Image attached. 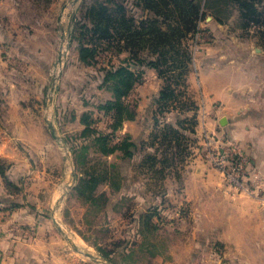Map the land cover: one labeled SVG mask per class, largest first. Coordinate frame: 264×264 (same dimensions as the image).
I'll list each match as a JSON object with an SVG mask.
<instances>
[{
	"label": "rangeland",
	"instance_id": "374dc122",
	"mask_svg": "<svg viewBox=\"0 0 264 264\" xmlns=\"http://www.w3.org/2000/svg\"><path fill=\"white\" fill-rule=\"evenodd\" d=\"M167 1L171 5L168 15L165 16L166 7L161 0L156 1L159 14L147 8L144 0H0V44L7 43L6 36L1 35L7 34L10 47H6V50L14 52L16 50L14 44L18 43L21 46L23 40L22 48L24 51L28 50L30 56L28 75L33 82L34 79L44 82L42 103L39 110H36L38 119H41V108L43 103L45 104L51 81L54 82L55 89L51 93L49 106L57 109L56 117H59L64 106L74 97H70L66 91L74 84V80L84 76V73L74 62L77 51L75 42L71 40L73 26L77 20L79 26L82 23L86 24V28H90L92 25L90 18L97 15V11L92 13L93 7L104 13L98 19L106 23V17H109L111 36L124 39L125 35L130 34L132 37L142 38L143 35L148 38L150 21L152 20L153 24V20H157L153 25L155 28L157 26L159 31L171 33L170 40L176 35L180 38H176L179 40L178 47L174 42H172L174 48L167 44L157 45L158 49L164 52V56L179 58L183 51L189 54L187 70L181 76L184 83L178 85V95L169 98L158 115L164 122L168 120L171 126H174L172 122L175 124V120L182 122L183 133L180 132L182 139L176 141L175 147L178 148V144L184 143L188 146L189 154L181 162L169 166L173 168H165L158 162L152 165V170L155 167V171H148L143 167H135L134 162L139 158L123 160L118 154H112L105 159L100 158L106 161L98 164L96 161L99 158L94 154L85 153L83 147L77 157L78 166L100 171L101 169L105 171L108 166L107 170L113 177V184L107 186L100 184L98 189L105 192L108 200L104 203L99 198L92 204L84 201L74 189H67L63 194L65 196L55 204L53 183L57 186L67 177L66 172H63L66 161L61 150L52 141L55 153L49 155L55 162L56 174L50 186V194H47V199L40 208L47 225L43 238L45 264H104L85 255L81 251L83 249L106 259L108 258L102 253L110 256L111 260H108L112 261V264H175L188 253L184 248L192 241L191 232L196 221L194 219L201 210L198 204L186 199V188L183 184L191 173L190 168L198 162L204 163L214 168L222 179L233 185L232 164L225 161L224 167L228 172L226 175L215 164V157L224 160V154H230L233 150L230 143L233 142L227 135H217L218 133L213 132L207 120L199 115L197 105L199 94L201 95L197 92L199 83L190 75L197 76L199 53L207 42L218 43L225 53L238 52L237 61L245 66L248 61L247 52H252L253 45L264 49V27L260 24L259 28H254L249 21V18L256 14L264 19V11L256 12V8L249 2V6L244 8L247 16L243 17L234 0H200V12L195 19L193 17L196 25L190 30L189 15H193L194 9L190 4L184 5L183 8H189L190 13L186 11L182 16L174 6L173 0ZM174 1L182 8L180 0ZM208 15L211 17L207 18ZM207 21L215 22L217 26H212ZM173 27L178 29L174 30L175 35L172 34ZM128 31L130 33H127ZM62 36L63 40L59 44ZM115 37L113 39H116ZM123 43L122 40L119 41V44ZM165 49H168V52ZM60 50L65 53H61V63L58 67L59 62L56 58L58 53L60 55ZM103 50L98 51L97 66L109 62L117 63L127 54V51L118 54L117 50L112 48L109 51ZM97 66L88 68L96 72ZM19 72L27 73L24 70ZM74 129L73 125L67 124L60 131L65 136L74 132ZM169 133L172 137L179 136L177 132L169 130ZM74 142L69 145L71 151ZM71 157L73 159L72 152ZM111 162L113 165L109 166ZM246 176L245 174L244 180ZM53 220L59 224L62 232L58 230ZM64 235H68L74 243L73 238H77L85 247H79L75 243L81 249L75 250ZM208 246L211 247V251H207L206 255L214 256L215 245Z\"/></svg>",
	"mask_w": 264,
	"mask_h": 264
},
{
	"label": "crops",
	"instance_id": "0c3cea01",
	"mask_svg": "<svg viewBox=\"0 0 264 264\" xmlns=\"http://www.w3.org/2000/svg\"><path fill=\"white\" fill-rule=\"evenodd\" d=\"M253 4L256 9L264 10V0ZM251 23L254 28L260 27ZM210 24L217 26L212 21ZM1 35L6 36L7 43L0 44V264H45L43 238L47 225L40 208L55 179V162L49 155L55 153L54 142L66 161L63 172L67 177L57 186L53 183L55 204L67 189H74L79 170L74 149L69 150L72 159L71 152L52 137L47 120H53L69 148V138L78 136L85 126L81 121L85 111H95L93 127L109 130L110 116L83 103L81 96L94 93L99 100H106L111 98V92L93 87L88 77L91 68L77 61L76 52L74 62L84 76L76 78L67 90L74 97L61 114L57 112L60 118L56 117L57 109L46 108L43 103L38 119L36 110L42 103L44 82L38 79L33 82L28 75L30 56L22 48L23 40L21 46L14 44L16 52H10L6 50L10 47L9 36ZM62 40L63 36L59 44ZM199 54L197 76L190 75L199 83V115L217 135H227L245 156V183L249 190L233 186L204 163L193 165L183 187L187 201L198 204L201 210L194 219L197 225L195 221L192 241L184 248L188 253L175 264H264V49L253 45L252 52H247L245 66L237 61L238 52L225 53L218 43L207 42ZM21 70L27 73H20ZM162 84L155 69H145L127 96V101L136 103L135 117L122 121L113 134V143L126 135L136 145L151 142L156 127L151 115ZM67 124L75 129L64 136L60 129ZM83 147L88 155L98 156L88 141L79 145L80 151ZM147 149L153 150L152 145ZM112 154L122 152L117 150ZM112 154L99 156L105 159ZM140 155L135 152L134 156ZM209 244L215 245L214 256L206 255L211 251Z\"/></svg>",
	"mask_w": 264,
	"mask_h": 264
},
{
	"label": "trees",
	"instance_id": "16d2710c",
	"mask_svg": "<svg viewBox=\"0 0 264 264\" xmlns=\"http://www.w3.org/2000/svg\"><path fill=\"white\" fill-rule=\"evenodd\" d=\"M156 1L158 0H144V4L147 8L154 10L153 12H158L159 14L160 10H157L158 4ZM161 1L164 2V6L166 7V16L169 13L168 11L170 10L171 4L167 0ZM180 1L182 3V8H180L181 6L177 5L173 0L174 6L179 10V13L182 14V16L186 11L190 13L189 8H183L184 5L190 4V6L194 9L192 10L193 15H189V17H191V19H189V26L190 30H192L196 25L193 17L195 19L197 14L200 12V0H196L195 2H193L194 0ZM234 1L239 6L238 11L240 12L241 16L246 17L247 14L244 8H246L247 5L249 6V2L254 6V2L261 0ZM92 10V13L97 11V15L90 18V20H92L90 21L92 23L90 28H86V24L82 23L79 26L77 20L73 26L71 40L73 39L72 42H75L74 45L77 51V61L87 67L97 66V54L100 52V49H104L103 51H109L112 48L117 50L116 52H118V54L124 51H127V54L123 56L117 63L109 62L105 65L97 66L96 70H98L96 72H94L92 68L91 71L88 72V77H91L90 81L93 83V87L104 88L110 91L111 98L99 100L97 96L92 93L89 95L83 94L81 99L83 103L91 104L97 112L110 116L111 121L107 126L109 130L105 131L92 126L93 121H95V117L93 115L95 111L89 110L81 114V121L85 126L78 136H72L69 138L71 143L76 141L74 142L73 146L76 154V162L77 157L81 152L79 145H81L84 140L88 141L89 145L98 152V156L96 157L99 159H97L96 163H104L106 161L100 159V154L109 155L117 150L122 152L119 157L123 160L130 158L132 160V158L135 157V152H140L141 155L138 156L139 159L134 162L135 167H143L148 171H155V167L152 170V165L158 162L165 168L172 166V164H175L178 161L181 162L184 157L189 154L188 146L186 144L180 143L177 145L178 148L175 147L176 141H181L182 139L180 137V132L183 133L181 129L182 122H177L175 120V124L176 122L177 124L175 125L172 122L174 126H171L169 125L171 123L168 124V121L164 122V120H162L158 115L159 112L162 111L161 108H164L167 100L178 95V85H180L181 82L184 83V79L181 78V76L187 70L189 54L184 53L185 51H183L179 58L164 56V52L162 49H158L157 45L160 46L162 44L163 46L164 44H167L169 47L174 48L175 43H177L178 47L179 40L176 39L178 37L177 35L173 37V40H170L171 33L168 31H159L157 26L155 28V25L153 24H155V22L157 23V20H153V24L152 20L150 21V32L148 38H145L143 35L141 38L139 36L132 37L130 34H127L123 39L122 37L111 36V32H109L110 26L108 24L109 17H106L107 22L105 23L104 20L98 19V17L104 13L98 8L95 9L93 7ZM259 11L263 12L264 10L256 9V12ZM249 21L253 23L264 24V19L259 18L258 14L255 16L252 15L249 18ZM152 29H154V31H152ZM171 30L173 32L172 34L175 35L174 30L178 29L173 27ZM127 33H130V31ZM113 37L116 39H113ZM178 39L180 38L178 37ZM120 40H122L124 43L119 44ZM102 41L105 43H102ZM172 42H174V44ZM168 46L167 48H169ZM165 51L168 52V49H165ZM146 68L155 69L163 82L161 89L155 97L156 108L151 115L153 117V123L156 125L152 134V140L150 143L143 142L136 145L135 142L126 135L121 138L120 141L113 143V134L121 126L122 121L133 119L135 117L136 103L127 101V96L132 88L137 83H139ZM161 125L162 127H160ZM163 127H165V129H162ZM169 130L172 132H177L179 136L172 137L169 133ZM150 145H152L153 150L147 149L150 147ZM112 165L113 162L109 164V166ZM107 167L108 166H106L105 171H103V169L100 171L78 166L80 171L76 177L77 181L74 190L84 201L92 202L93 204L95 200L97 201L100 198L104 201V203L107 202L108 198L105 195V192L98 190L100 184H113V177L108 172ZM101 251L102 250H100V252ZM102 254L111 260L110 256H107L104 253Z\"/></svg>",
	"mask_w": 264,
	"mask_h": 264
},
{
	"label": "built area",
	"instance_id": "2783aa9c",
	"mask_svg": "<svg viewBox=\"0 0 264 264\" xmlns=\"http://www.w3.org/2000/svg\"><path fill=\"white\" fill-rule=\"evenodd\" d=\"M230 145L233 148L230 154H224V160H222L223 158L219 159L215 157V164L225 175L228 173L227 169L224 167L225 161L232 164L233 173L231 174V181L233 185L238 188L249 190V187L245 183L246 180H244L245 174L247 175V159L233 144L230 143ZM218 153H220V151H218Z\"/></svg>",
	"mask_w": 264,
	"mask_h": 264
},
{
	"label": "water",
	"instance_id": "95a60500",
	"mask_svg": "<svg viewBox=\"0 0 264 264\" xmlns=\"http://www.w3.org/2000/svg\"><path fill=\"white\" fill-rule=\"evenodd\" d=\"M211 16H207V18H210ZM60 60V55H59V53H58V55H57V58H56V61H59ZM54 82L53 81H51L50 82V87H49V93L46 95V98H45V106H46V108H48L49 107V104H50V100L52 99V92L54 91ZM224 121L223 120H221V123H223ZM47 126H48V128H49V130H50V133H51V135H52V137L54 138V139H56L57 141H60L61 142V144H62V147L63 148H65V149H68V152H70L69 150V148H67V143H66V141H65V139L61 136V134L59 133V131H58V129H57V127L55 126V124H54V122H53V120L52 119H49V120H47ZM53 222L56 224V226H57V228H58V230H60L61 232H62V229H61V227L59 226V224L55 221V220H53ZM64 237H65V239L71 244V246L75 249V250H81L72 240H71V238H69V236L68 235H64ZM85 255H87V256H89L90 258H92V259H94V260H97V261H99V262H101V263H104V264H112L108 259H106V258H103V257H100V256H97V255H95V254H93V253H91L90 251H88V250H81Z\"/></svg>",
	"mask_w": 264,
	"mask_h": 264
},
{
	"label": "bare ground",
	"instance_id": "6f19581e",
	"mask_svg": "<svg viewBox=\"0 0 264 264\" xmlns=\"http://www.w3.org/2000/svg\"><path fill=\"white\" fill-rule=\"evenodd\" d=\"M61 47H63V46L61 45ZM61 47H60V48H61ZM63 52H64V51L61 52V50H60V59H61V55H62L61 53H63ZM64 53H65V52H64ZM60 61H61V60H59V61H58L59 63H57V64H58V67H59V65H60V63H61ZM56 70H57V69H56ZM56 73H58V72L56 71ZM68 162H69V161H68ZM76 237H77V236H76ZM73 239H74L75 243H76L79 247H80V246H81V247H85V245L82 244V242H81L80 240H78V239L75 238V237H74ZM83 250H84V249H83ZM81 253H82V252H81ZM91 253H92V252H91Z\"/></svg>",
	"mask_w": 264,
	"mask_h": 264
}]
</instances>
